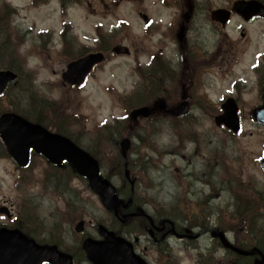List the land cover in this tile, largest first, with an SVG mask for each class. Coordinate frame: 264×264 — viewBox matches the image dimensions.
Returning <instances> with one entry per match:
<instances>
[{
  "label": "rangeland",
  "instance_id": "rangeland-1",
  "mask_svg": "<svg viewBox=\"0 0 264 264\" xmlns=\"http://www.w3.org/2000/svg\"><path fill=\"white\" fill-rule=\"evenodd\" d=\"M4 1L15 6L17 13L0 21V42H8L4 49L16 55L9 62L17 66L14 70L20 78L0 98V112L11 110L32 115L34 110L42 107L41 100L45 97L59 99L58 104H51L49 112L43 109V124L50 130L63 124L80 147L96 152L102 176L108 177L116 188L123 184L117 143L131 129L128 163L142 208L148 211L158 209L180 221L184 220L182 217L189 209L200 210L211 220L220 216L221 225L235 229L239 242L245 244L250 239L255 242V218L264 227V208L245 210L244 207L255 197L264 203V171L259 162L264 148V126L254 123L250 117L252 107L258 103L256 94L259 77H262L251 67L257 64L256 55L264 49L263 20L245 24L233 17L228 30L232 43L240 51L226 75L215 73L214 78L205 73L197 75L199 85L188 86L191 101L186 116L171 119L158 113L132 123L129 113L138 105L136 94L148 95V90L143 88L149 86L142 82L136 70L145 69L152 55L161 54L166 59L155 62L163 61L154 75L156 79L161 76V81L153 83V88L157 86V89L143 106L161 95L168 105L176 104L181 94L179 79H188L178 77L177 73L175 83H170L171 65L167 59L172 57L174 42L170 35H167L170 40L162 37L160 30L163 29L154 26L157 20L169 21L173 9L165 10L160 0H102L116 3L111 15L104 11L103 15L95 5L96 0H65L63 14L60 0H43L36 5L30 4V0ZM195 1L219 7L232 0ZM91 3H94L93 11L98 14L86 9ZM139 13L151 18L147 28ZM118 18L126 21L119 24ZM200 23L196 20L191 23L186 35L190 47L196 42L214 41L206 26L202 34L197 33ZM145 29H149L147 33ZM62 32L68 44L63 43ZM241 33H245L244 37ZM71 42L80 49L96 46V49L101 47L107 52L106 61L79 89L68 87L60 78L68 60L82 52ZM115 44L127 46L130 54H112L110 49ZM5 53L3 50L0 54V67L7 65ZM260 63L264 71V61ZM221 67L223 69L225 65ZM215 70L219 72L217 67ZM206 80L209 81L208 88ZM233 82L242 93L238 102L242 128L237 135L216 127L213 122V116L220 111V96L229 91ZM134 93L135 96L126 99L127 102L121 98ZM208 94L211 104L204 100ZM114 118L123 120V127L117 130L122 132L120 137L118 133L108 137L101 130L103 124ZM118 168H121L120 172ZM28 170L26 179L17 184L21 171L4 156L0 146V206H11L13 215H18L19 210L33 217V225L27 220L20 225L37 238L70 244L75 239L71 234L72 227L79 219L85 221V229L95 238L99 235L93 229L99 222L112 229L121 228L85 181L72 178L66 170L68 179L72 178L69 185L73 188L67 191V185L62 181L56 185L50 180L51 168L35 154ZM65 182L69 183L68 180ZM16 185L20 187L16 188ZM210 194L213 198H209ZM67 209L72 210L69 215ZM243 216L248 218V233ZM212 251H215L214 247ZM222 253L221 249L217 250L216 257L219 259ZM229 261L224 258L221 264Z\"/></svg>",
  "mask_w": 264,
  "mask_h": 264
},
{
  "label": "flooded vegetation",
  "instance_id": "flooded-vegetation-1",
  "mask_svg": "<svg viewBox=\"0 0 264 264\" xmlns=\"http://www.w3.org/2000/svg\"><path fill=\"white\" fill-rule=\"evenodd\" d=\"M160 2L165 10L170 8L173 9L174 12L169 21L162 22L157 20L154 26L156 29H163L160 30L162 37H167L169 40L171 38L174 42L171 48L172 57L171 59H167L171 65L169 76L172 77V80L170 83H175L177 73L178 77L188 78L184 80L178 79L181 89L184 87V89L187 90V92L185 91V98L190 109L191 100L190 95L188 94V86L192 87L195 84L199 85L200 81H196L198 79L197 75H202L203 73L212 76L215 73H219L220 75L221 73H224L226 75L240 51L239 47L234 46V43H232L233 41L230 38L228 27L230 26L231 21L225 26H220L211 20V12L213 10L218 8L230 10L232 3H227L225 6L211 7L208 6L206 2L195 0H160ZM95 5H97L102 11L100 12L101 14L104 15L105 12L111 15V11H114L112 6L116 5V3L113 1L104 3L102 0H96ZM90 8V12L98 14V12L93 11L95 8L94 3H91ZM142 13H139V15L141 16V19L146 22L144 23L146 27V25L151 22V18ZM232 16L240 19L245 24H250L252 21L259 19L254 18L251 22L247 23L237 14H232L231 17ZM194 20L201 22L198 26L197 33L202 34L205 31L204 27L206 26L208 32L214 36L213 43L205 40L204 44L196 42V44H192L194 47H190L186 35L189 33L191 23ZM147 30L149 29H145V32ZM180 33H182V40H180ZM167 35H170V38ZM244 35L245 33H241L242 37H244ZM260 54H262L263 58L259 59V69L255 74H261L262 77H259V79L261 78L259 84L263 83L264 86V71H262V68L259 66L261 64L260 60L264 61V49ZM155 58L156 61H158L159 55L156 54ZM221 65H225V68L222 69ZM216 67L219 72L215 70ZM172 68L174 70L176 68L177 71L172 70ZM206 85L208 88V80H206ZM239 89L240 88L236 85V82H233L230 86L229 92H225V95L220 96V104L228 97H233L238 103L242 99L239 97L242 95ZM244 89L247 90V88ZM257 95L259 99L256 104H259L261 101L258 92L256 96ZM206 98H204V100H208L210 104L209 94ZM200 104L201 103H197V105ZM43 109L45 111V107L42 105V107L39 108V119L42 120L45 118L43 115ZM129 132L132 134L131 129ZM34 154L39 155L38 150L35 148L31 149L30 157H34ZM67 180L69 181L68 184L65 182V185H67V191H72L73 188L69 185L72 179L70 178ZM131 195L133 198L132 204L128 208L122 209L121 212H119L120 215H129L127 221L122 222L119 217H112L115 222L121 225L119 233L132 242L135 252L140 255L147 264H183L185 261L189 262V264H217L216 262L221 264L222 260L224 258L226 259L227 255L230 254H228V250L223 249L222 240L218 233L222 234L232 245H238L237 232L231 227L222 226L220 216L218 219L211 220L208 215L206 216L200 210L189 209L186 211L184 217H182L184 220L180 221L158 209L148 211L147 209L142 208V203L137 200L138 194L136 193V185H134L133 191L129 188L128 192L124 191L121 194L122 198L125 200ZM209 198H213L212 194L209 195ZM9 208L10 210L12 209L11 206H9ZM66 211L68 212L67 215L70 214V211L72 212V210L69 209ZM19 222L20 219L17 217L16 213L13 215L9 214L6 210H0V227H14ZM93 230L98 231L96 225ZM71 234L75 239L73 240L72 238L73 241L70 244L67 243V245H65L62 240H60V243L59 241L44 240L50 241L52 245L58 244L60 247L65 246L64 248L68 250L78 249V261L76 262L74 260L73 264H89L86 260L85 253L80 251V247L82 240L87 236H91V234L86 229L82 233H76L74 227H72ZM213 247L215 248V251H212ZM219 249H221L223 253L218 259L216 254ZM253 260L254 258H247L248 264H251ZM232 262L233 258H231L228 264H236Z\"/></svg>",
  "mask_w": 264,
  "mask_h": 264
},
{
  "label": "water",
  "instance_id": "water-1",
  "mask_svg": "<svg viewBox=\"0 0 264 264\" xmlns=\"http://www.w3.org/2000/svg\"><path fill=\"white\" fill-rule=\"evenodd\" d=\"M233 10L242 14L247 20L255 14L264 17V5L254 0H239L234 3ZM224 10L215 11V16L221 18L223 22L228 19V14H222ZM113 52L128 53V50L122 46L113 48ZM104 59L103 54H88L83 58L71 62L67 70L63 73L62 78L70 84L80 85L84 82L85 77L91 71L92 67ZM16 73L10 70L0 71V94L4 91L7 84L14 81ZM263 104L252 110L253 119L256 122L264 124V93L262 96ZM224 113L215 117L216 125H224L233 132H238L240 123L237 116V106L233 100H229L222 105ZM165 109L163 100L155 103L153 109L140 108L132 113V118L137 116H147L152 110ZM187 112V104H182L170 110L169 113L179 116ZM0 134L8 146L10 154L15 160L24 166L28 162V150L33 144L38 145L42 153L51 161L59 162L67 159L76 170L88 180L91 189L98 191L103 196V204L107 210L114 211L117 214L120 207H127L130 201L123 203L119 201L115 188L111 183L99 174V166L95 159L81 150L69 139L59 134L49 133L43 127L37 124H30L17 114L6 113L0 117ZM122 153L125 154L129 148V140L124 138L120 142ZM264 169V158L262 159ZM128 176V172H126ZM126 219V216L125 218ZM82 229L80 223L77 230ZM100 232L106 237L105 240H93L87 238L83 242V248L87 252V258L92 264H145L144 261L136 256L131 244L121 237L114 236L102 226H99ZM224 245L231 247L224 241ZM240 255H259L260 260L254 264H263L264 255L258 248L243 250L233 248ZM50 258L53 264H71L70 256L57 251L56 249L46 248L37 245L33 240H28L17 230L0 229V264H42L44 260Z\"/></svg>",
  "mask_w": 264,
  "mask_h": 264
},
{
  "label": "trees",
  "instance_id": "trees-1",
  "mask_svg": "<svg viewBox=\"0 0 264 264\" xmlns=\"http://www.w3.org/2000/svg\"><path fill=\"white\" fill-rule=\"evenodd\" d=\"M16 14V10L12 7H10L8 4L4 3V2H0V21H2L4 19V21L8 20L10 17L14 16ZM3 21V23H4ZM3 25V24H2ZM2 44V45H1ZM9 44L8 42L6 43V41H2L0 42V54L4 51H6L7 53L4 54V57H6V60H7V65L6 67H9V68H12V69H15L17 66L13 65L10 61V59H12L14 56L16 55H13L12 54V51H7L6 49H4L5 45ZM75 58L74 56H72V59ZM162 74V73H161ZM139 75L141 76V79H142V82H146L149 84L148 87H144L143 90H148V95H144V96H139V94H136V100L138 102V105H143V103L145 102V100L152 96L154 93H155V90L157 89V86L155 88H153V83H156L158 82L157 84H159V82L161 81V79L157 78L156 81H154L155 77H154V73L151 72L150 70H143L141 72H139ZM160 77V76H159ZM159 90H160V87H159ZM137 92V91H136ZM135 95H133L134 97ZM160 97V96H159ZM162 97V95H161ZM127 102V100H126ZM120 122L118 123H113L109 126H107V134L112 137L113 135V131L116 128V126L119 125ZM62 131V130H60ZM63 134L69 136L68 134H66L64 131H62ZM70 137V136H69ZM93 157L99 159V156L96 154V152L92 151V150H89L88 151ZM121 171V168H118V172ZM264 203L262 200L258 199L257 197L254 198V200L251 202V204L249 205H245L244 209L245 210H251V208L253 210L255 209H260V208H264ZM243 219V225L247 226V222H248V218L247 216H243L242 217ZM259 219V218H258ZM260 219H263V218H260ZM253 229L255 231V235H256V239H255V245L258 246L263 252H264V228L263 226L261 225V223H257V217L255 218V225L253 226ZM260 235H263L262 238H259ZM239 262L241 261H244L243 259L239 258L238 260ZM245 262V261H244Z\"/></svg>",
  "mask_w": 264,
  "mask_h": 264
}]
</instances>
